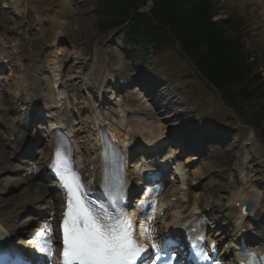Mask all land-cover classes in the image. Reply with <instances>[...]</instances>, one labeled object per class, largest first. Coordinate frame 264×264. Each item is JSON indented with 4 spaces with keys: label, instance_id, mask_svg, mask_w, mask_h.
Returning <instances> with one entry per match:
<instances>
[{
    "label": "rangeland",
    "instance_id": "rangeland-1",
    "mask_svg": "<svg viewBox=\"0 0 264 264\" xmlns=\"http://www.w3.org/2000/svg\"><path fill=\"white\" fill-rule=\"evenodd\" d=\"M51 1V6L48 7L45 5L44 0H4L7 12H0V25L5 32L9 33L6 38L2 37L4 42L3 50L5 49L4 47H9V49L5 50H8L11 65L18 63L17 69L21 67L25 74L27 73L25 67H29L31 62L34 63V67L38 66V70L42 71L45 69L54 71L55 68L52 64L57 62V70L60 71L64 81H66L63 91L68 98V102L79 110H85L84 104H87L92 94L86 89L83 91L80 88L83 83L81 76L83 79L92 77L90 75L87 76V74L90 73L93 62L105 66L104 70L106 69L107 71L102 72L104 75H110L113 70L120 68L124 59L119 51L120 42L119 40L111 39L110 33L94 36L97 15H95L94 8L88 3L86 4L87 0ZM222 1L226 2L227 7L222 9L219 17L230 16L232 18L231 14H237L241 19L244 17L245 20H248L246 22L247 26L245 25V28L242 27L245 30L244 32L247 33V37L244 40L245 47L249 50H254L264 65V0ZM235 6L239 10H236ZM254 9L258 11L256 12ZM26 13H29L27 17L30 18V29L24 27L26 23H23V14L25 15ZM256 14L259 17L257 22L254 21L252 16ZM247 28L251 31L250 39ZM62 40L65 41L59 44ZM182 60L184 61V59ZM183 63L182 61L181 63L177 61L176 64ZM183 67L190 76L194 74L188 63L185 62ZM170 68L175 72L176 65L172 64ZM159 69L162 71V68ZM101 70L103 69L101 68ZM12 71L16 72L13 69ZM15 75L16 73H12L13 77ZM169 76L174 77L176 75L170 74ZM192 77L189 85L195 81ZM195 88L197 87L195 86ZM261 103L256 104L255 109L253 107L251 110L256 112L255 110ZM222 112L227 116L225 123H231L234 129H240L239 124L234 123L230 113L227 111ZM241 121H243L242 118L240 119ZM239 132L244 139L243 145H246L250 156H252V164L256 160L255 158L263 162L264 142L256 138L257 134H255V131H253L255 136L250 129H241ZM217 156H219V153ZM225 158V165L228 168L230 167V172L233 174V170H237L241 158H237L234 153L228 154ZM213 160L215 159L212 158ZM216 162L217 164L219 163L218 159H216ZM261 170L264 174V169ZM199 177H207L206 172H201ZM207 180L209 182H205L206 189L201 193L202 199H206L207 196L212 199L219 198L221 191L218 187L217 179L212 177L211 179L207 178ZM210 184H217V186Z\"/></svg>",
    "mask_w": 264,
    "mask_h": 264
},
{
    "label": "trees",
    "instance_id": "trees-1",
    "mask_svg": "<svg viewBox=\"0 0 264 264\" xmlns=\"http://www.w3.org/2000/svg\"><path fill=\"white\" fill-rule=\"evenodd\" d=\"M97 0L102 17L97 26L109 31L126 24L129 39L158 52L176 45L197 73L216 88L236 115L251 110L264 99L260 61L244 44L237 18L213 20L219 13L216 0ZM247 120L264 138V103Z\"/></svg>",
    "mask_w": 264,
    "mask_h": 264
},
{
    "label": "snow or ice",
    "instance_id": "snow-or-ice-1",
    "mask_svg": "<svg viewBox=\"0 0 264 264\" xmlns=\"http://www.w3.org/2000/svg\"><path fill=\"white\" fill-rule=\"evenodd\" d=\"M71 150L64 142H58L55 147L54 160L50 168L56 175L64 194V210L60 230L62 232V250L60 264H180L177 253L173 248L180 245L170 238L168 233L160 237V243L151 236L149 227H141V237L147 236L151 247L137 243L133 222L126 212L120 208L124 200L125 177L123 175V158L117 146L106 143L103 146V162L105 168L104 190L107 205L96 204L88 199L80 175L74 171L71 163ZM149 193L159 194L154 185L148 189ZM110 206L114 211H108ZM155 211V203L150 205ZM144 208V201L138 205ZM145 219L151 221L152 215L145 214ZM191 220L192 218L189 217ZM199 219V217H197ZM52 228L45 224L38 229L32 240L39 252L46 258L52 256L51 244ZM194 249L190 255L198 264H207L211 259L204 250L205 239L201 231ZM214 248V245H212ZM41 257L29 260L19 252L7 248L0 243V264H40ZM247 259H255L248 254Z\"/></svg>",
    "mask_w": 264,
    "mask_h": 264
},
{
    "label": "bare ground",
    "instance_id": "bare-ground-1",
    "mask_svg": "<svg viewBox=\"0 0 264 264\" xmlns=\"http://www.w3.org/2000/svg\"><path fill=\"white\" fill-rule=\"evenodd\" d=\"M101 68L103 70H101ZM105 66H101L100 63H95L93 62V64L91 65V69H90V73L88 75L92 76V77H96V78H100L102 77V72H104ZM96 74V75H95ZM116 84V83H115ZM57 86V81L54 82V88H60V86L56 87ZM117 88V87H116ZM121 88V87H119ZM123 88V87H122ZM158 93V96L157 98L160 99L162 102L166 103V106L169 109V112L171 115V118H174L175 121H179L180 123H184L183 121V110H179V108L176 106L175 107V103L172 101V99H169L168 98V94L167 93H164L163 90H158V91H155ZM105 101V99L103 100ZM102 101V102H103ZM55 101L54 100H51V105L54 104ZM50 105V106H51ZM161 108H163V106H161ZM95 110V109H94ZM95 115L93 116V128L96 129L98 124H99V120L98 118H101V114L100 112L96 111L95 110ZM164 113H166V111H164ZM121 121L122 123L124 124L125 126V122H124V119L121 118ZM108 129L109 131L111 132V134H121L120 131L116 130L112 125L108 124ZM145 129V128H144ZM140 133L144 134V135H141V138H144L143 141H148V140H151V131H147V130H140ZM127 136V135H124V137ZM161 139V137L159 138ZM158 139V140H159ZM97 141V139H96ZM95 143V142H94ZM90 150H91V153L89 154V157H88V160H89V163L90 164H95V160H97L96 158V154H95V150H93V148L90 147ZM95 160H94V158ZM248 181V178L246 176V174H242V180H241V186L240 188L234 192V193H230L229 191L227 192V196L225 194V197L224 200L222 201H212L210 203V201L206 200V202L204 204H199V202H194L193 206L190 207L191 209L194 208V209H197V210H202V209H206V210H214L216 208V206H219V207H226L227 204H236L237 202L240 203V205H244L245 202H251L252 203V206H253V210L252 212L255 214V216H257L258 218L262 216L261 212H258V208L260 207V209L264 208V205H263V201H262V198L259 194V192H257L254 188H253V185H250V186H246L247 182ZM251 189V191H250ZM167 193H169L172 197L175 196L173 195L170 191H167ZM198 196H196L197 198ZM176 210L175 212L177 213H180V212H183V209L182 207H178L177 205L175 206ZM185 208H188L185 207ZM192 211H194L192 209ZM230 211H235V212H232V214L236 215L235 213H239L238 209L234 210V209H231L230 207L227 208V210L225 211V213L227 215L230 214ZM180 219V217L178 218V220ZM254 234V233H253ZM256 235V234H254ZM254 240V239H253Z\"/></svg>",
    "mask_w": 264,
    "mask_h": 264
}]
</instances>
